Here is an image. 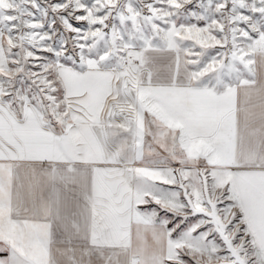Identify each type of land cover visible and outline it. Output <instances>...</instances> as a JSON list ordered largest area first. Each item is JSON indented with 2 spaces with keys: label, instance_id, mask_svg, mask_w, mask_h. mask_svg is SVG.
Wrapping results in <instances>:
<instances>
[{
  "label": "snow or ice",
  "instance_id": "obj_1",
  "mask_svg": "<svg viewBox=\"0 0 264 264\" xmlns=\"http://www.w3.org/2000/svg\"><path fill=\"white\" fill-rule=\"evenodd\" d=\"M0 264H264V0H0Z\"/></svg>",
  "mask_w": 264,
  "mask_h": 264
}]
</instances>
